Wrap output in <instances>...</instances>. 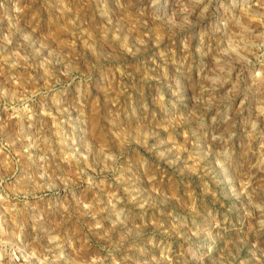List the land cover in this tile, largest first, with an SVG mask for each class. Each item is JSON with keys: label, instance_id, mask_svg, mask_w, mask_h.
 <instances>
[{"label": "rangeland", "instance_id": "1", "mask_svg": "<svg viewBox=\"0 0 264 264\" xmlns=\"http://www.w3.org/2000/svg\"><path fill=\"white\" fill-rule=\"evenodd\" d=\"M0 264H264V0H0Z\"/></svg>", "mask_w": 264, "mask_h": 264}]
</instances>
